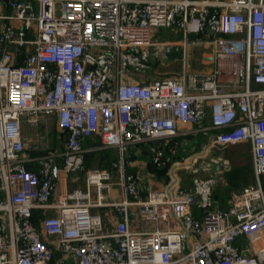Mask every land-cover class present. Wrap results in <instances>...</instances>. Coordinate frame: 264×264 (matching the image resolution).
Listing matches in <instances>:
<instances>
[{"label": "built area", "instance_id": "2783aa9c", "mask_svg": "<svg viewBox=\"0 0 264 264\" xmlns=\"http://www.w3.org/2000/svg\"><path fill=\"white\" fill-rule=\"evenodd\" d=\"M0 19V264H264V0H4ZM176 28L181 40L159 38ZM189 34L204 63L188 72ZM172 47L175 73L149 80ZM54 116L55 138L21 133ZM209 120L206 149L249 144L254 184L213 199V179L175 175L143 196L126 148L166 144ZM116 148L112 171L83 147ZM162 150L152 161L162 163ZM75 173H84L82 182ZM69 175L77 186L68 187ZM79 183H82L81 185ZM122 193L106 202L110 186ZM91 189L95 197L91 198ZM113 206L108 228L94 208ZM39 211L37 217L34 212ZM132 220L143 223L131 227ZM242 240V242H240Z\"/></svg>", "mask_w": 264, "mask_h": 264}, {"label": "rangeland", "instance_id": "374dc122", "mask_svg": "<svg viewBox=\"0 0 264 264\" xmlns=\"http://www.w3.org/2000/svg\"><path fill=\"white\" fill-rule=\"evenodd\" d=\"M211 37L212 35L205 36L194 34H189L187 36V40L190 42L187 57L189 73H204L214 68V63L209 64L202 62L203 55L207 54L208 50L204 49L202 43H200V41H205ZM159 38L181 40L184 36L181 32L177 31L176 28H167L166 30L163 29L162 33L159 34ZM182 52V47H172L162 63L159 62L153 65H155L159 71L165 70L166 67L167 69L175 67L180 68L183 58ZM167 69L165 71H167ZM144 73H147V71ZM141 74L142 73L135 74L132 79L141 80ZM150 76L151 75L147 74L143 77L148 78ZM201 124H208L207 117L203 119ZM204 132L197 135L186 134L182 140H179V143L170 144L171 141H168L166 144L161 142L158 144V142L148 141L131 145V147L126 148L123 155L124 171L134 174L140 184H142L144 180L146 182L150 181V189L161 188L165 185L169 180V172L170 174L175 172L181 179V183L186 186H189L193 179H213V199L217 203L219 202L218 200L222 199L225 203L229 190H241L244 187L254 184L255 180L252 169L250 146L247 143L230 146H212L206 149V135H209V132ZM21 133L31 138H34L38 133H48L49 136L56 141L54 116L46 117L43 122L36 127H30L26 122L22 121ZM90 145L94 149L85 153L86 168L90 170H111V181H116L118 176L116 169L113 168V162L119 160V154L116 153L113 147H100L97 138H93ZM87 146L89 147V145ZM158 146L161 147L163 154L161 158L162 163L159 166L152 161L153 150ZM151 164L156 168L155 170H152ZM163 168H165L164 172ZM235 174L236 179L234 181L238 182L237 186H233L230 182V179H232ZM75 175L79 177L80 181L84 178V173H75ZM79 184L81 185L82 183ZM71 185L72 188L74 183L71 182ZM94 197V191L91 189V198ZM94 211H98L102 214L108 228L110 226V220L107 219L108 215L104 213V207L94 208ZM240 242H242V240H240Z\"/></svg>", "mask_w": 264, "mask_h": 264}, {"label": "crops", "instance_id": "0c3cea01", "mask_svg": "<svg viewBox=\"0 0 264 264\" xmlns=\"http://www.w3.org/2000/svg\"><path fill=\"white\" fill-rule=\"evenodd\" d=\"M9 12H10V10L7 8V7H5V5H4V1H2V0H0V16L1 15H8L9 14ZM7 20L6 19H0V23H2V22H6ZM203 56H205V55H203ZM210 64V63H209ZM167 69V67L165 68V70ZM169 69H171V70H169ZM173 69V70H172ZM165 70H161V71H159V69H155L154 70V72H151V73H149V72H147V73H142L141 74V81L142 80H149V79H153V78H156V77H158V76H162V75H168V74H171V73H175L176 71H178L179 70V67H175V68H168L167 69V71H165ZM147 74H149V75H153L152 77L150 76V77H143L144 75H147ZM142 77H143V79H142ZM207 121H208V124H206V125H202L201 123H199V124H196V125H189V124H183V125H180L179 126V128L181 129V130H184V131H187V135H197V134H200V133H203L204 131H206V132H209V135H206V143H208V140H209V137H210V135H211V133H212V130H210L209 129V120H208V117H207ZM201 125H202V127H201ZM203 129V130H202ZM203 131V132H202ZM186 134H184V135H178V136H176V137H179L180 139L179 140H182L183 139V137L186 135ZM204 134H205V132H204ZM176 137H174V138H176ZM93 138H97V141H99V139H98V137H93ZM93 138H89V139H86L84 142H83V147H85L84 149L85 150H87V151H89V150H93L94 148L93 147H91V140L93 139ZM171 140V139H170ZM169 140V141H170ZM178 141V140H177ZM177 141H175V140H173V143H177ZM178 142H180V141H178ZM100 143V142H99ZM87 145H89V147L87 146ZM93 146V145H92ZM88 147V148H87ZM100 147H101V145H100ZM129 147H131L130 145L128 146V148ZM115 149V151H116V153L118 154V151H117V149L116 148H114ZM87 151H86V153H87ZM86 155V154H85ZM86 160V159H85ZM168 175H169V180H170V177H172L173 175H175L176 177H177V179H178V182H179V185L181 186V187H183V188H187V187H189L188 185L186 186L185 184H182L181 183V179L179 178V176L178 175H176L175 174V172L173 173V174H170V172L168 173ZM69 180H68V187L71 189V182H73L74 183V186L73 187H75V186H77V183H75L73 180V175H69ZM168 180V181H169ZM82 182V181H81ZM167 184V183H166ZM165 184V185H166ZM165 185H163L161 188H163ZM141 186H142V188H143V196H145V194H146V192L148 191V190H150V188H151V184H150V181H148V182H146L145 180L142 182V184H141ZM72 187V188H73ZM156 189H160V188H156ZM122 199V193H121V189L116 185V184H114V185H111L110 186V188H109V190H107V192H106V195H105V201L106 202H117V201H120ZM104 207V213H106V215H108V220H110V225H113L117 220H119L120 219V214H119V212L115 209V207H113V206H109V205H105V206H103ZM100 213V212H99ZM102 215V214H101ZM107 217V216H106ZM145 225L143 224V223H140V222H138V221H135V220H132V223H131V227L132 228H134V229H140V228H142V227H144Z\"/></svg>", "mask_w": 264, "mask_h": 264}, {"label": "trees", "instance_id": "16d2710c", "mask_svg": "<svg viewBox=\"0 0 264 264\" xmlns=\"http://www.w3.org/2000/svg\"><path fill=\"white\" fill-rule=\"evenodd\" d=\"M179 139H180L179 137L172 138V139L170 140V141H171L170 144L173 143V140H175V141L178 140V141H179ZM178 141H177V143H179ZM179 145H180V144H179ZM150 166L152 167V170H153V169H154V170L156 169V168L153 167L152 164H151ZM158 170L160 171L159 168H158ZM164 171H165V168H163V172H164ZM163 172H162V173H163ZM233 178H234V179H233ZM233 178L230 179V182L232 183L233 186H237V185H238V182H237V181H234V180L236 179V174L233 176ZM218 201H219V202H218L219 206H225V203H224V201H222V199H221V200H218ZM38 213H39V211H35V212L33 213L35 218L37 217Z\"/></svg>", "mask_w": 264, "mask_h": 264}, {"label": "water", "instance_id": "95a60500", "mask_svg": "<svg viewBox=\"0 0 264 264\" xmlns=\"http://www.w3.org/2000/svg\"><path fill=\"white\" fill-rule=\"evenodd\" d=\"M2 1H4V0H2Z\"/></svg>", "mask_w": 264, "mask_h": 264}]
</instances>
